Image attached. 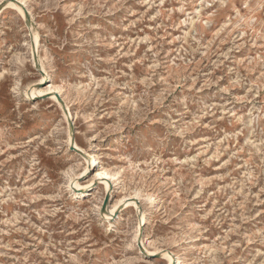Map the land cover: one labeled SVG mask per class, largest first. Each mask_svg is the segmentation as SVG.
I'll return each instance as SVG.
<instances>
[{
  "label": "rangeland",
  "instance_id": "obj_1",
  "mask_svg": "<svg viewBox=\"0 0 264 264\" xmlns=\"http://www.w3.org/2000/svg\"><path fill=\"white\" fill-rule=\"evenodd\" d=\"M170 256L264 264V0H0V264Z\"/></svg>",
  "mask_w": 264,
  "mask_h": 264
},
{
  "label": "bare ground",
  "instance_id": "obj_2",
  "mask_svg": "<svg viewBox=\"0 0 264 264\" xmlns=\"http://www.w3.org/2000/svg\"><path fill=\"white\" fill-rule=\"evenodd\" d=\"M21 2H23V0H21ZM16 5H21V4H19V3H16ZM75 145V144H74ZM79 151V150H78ZM94 156V155H93ZM95 158H97L96 156H94ZM87 169L88 168H91V166H90V164L86 167ZM86 169V170H87ZM96 177H97V179H106L107 177H109V176H113L109 171H108V169L107 168H104V167H100V170L96 173ZM107 180V179H106ZM73 184V183H72ZM107 184V183H106ZM74 186H78V185H76L75 183L73 184ZM111 210V209H110ZM110 210H109V212H110ZM112 211H113V209H112ZM113 213V212H112ZM108 215H107V217H110V213H107ZM170 258V264H171V262H172V258H171V256L169 257Z\"/></svg>",
  "mask_w": 264,
  "mask_h": 264
},
{
  "label": "water",
  "instance_id": "obj_3",
  "mask_svg": "<svg viewBox=\"0 0 264 264\" xmlns=\"http://www.w3.org/2000/svg\"><path fill=\"white\" fill-rule=\"evenodd\" d=\"M105 201H106V199H105ZM105 201H104V202H105Z\"/></svg>",
  "mask_w": 264,
  "mask_h": 264
}]
</instances>
